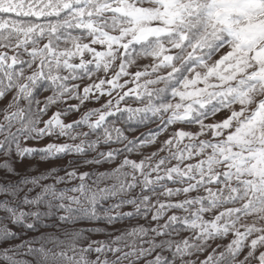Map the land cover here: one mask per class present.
Instances as JSON below:
<instances>
[{"label":"snow or ice","instance_id":"obj_1","mask_svg":"<svg viewBox=\"0 0 264 264\" xmlns=\"http://www.w3.org/2000/svg\"><path fill=\"white\" fill-rule=\"evenodd\" d=\"M93 101L98 108H84ZM33 103L40 115L24 123ZM60 105L86 111L100 140L142 153L124 158L130 171L114 178L119 191L171 182L152 205V228L118 238L117 261L160 264L155 237L182 223L189 234L175 246L180 264H264V0H0V145L14 122L31 133L16 145L20 156L38 150L29 138L75 139ZM122 112L157 131L131 144L107 124ZM79 135V143L42 150L80 151L87 133ZM9 163L8 149L0 151L5 179ZM114 189L81 183L67 200L94 202ZM29 214L37 215L18 218Z\"/></svg>","mask_w":264,"mask_h":264},{"label":"trees","instance_id":"obj_2","mask_svg":"<svg viewBox=\"0 0 264 264\" xmlns=\"http://www.w3.org/2000/svg\"><path fill=\"white\" fill-rule=\"evenodd\" d=\"M47 94L43 93L44 96ZM41 99L39 91H34L33 100ZM94 104L95 101L85 104L84 108L94 109ZM37 107L38 104L33 103L26 109L22 118L24 123L40 115ZM53 108L56 109L52 107L42 119L51 115ZM71 114L76 116L66 120L73 124L70 131L75 139L53 135L39 141L29 138L27 143L46 140L72 145L80 142V132H86L87 135L83 137L85 143L80 151L71 147L63 151H44L42 147L34 146L38 150L20 156L16 152V145L23 144L24 137H30L31 133L29 128L22 127L19 122L12 124V137L0 145V151L8 149L10 162L7 179L6 173L0 170V192L3 193L0 195V201H10L7 206L0 203V264H121L116 260L118 253L113 254L111 251L118 238L135 226L152 228V221L149 219L154 212L152 205L163 199L160 193L163 187L171 182L149 186L137 183L130 190L119 191L114 178L130 171L123 163L126 157L123 153L128 152V157L132 160H139L142 153L139 150L126 151V145L122 141L100 140L102 129L87 127L86 111L69 110L68 115ZM107 124L121 128L128 141L137 145L146 139L150 132L157 131L154 123L143 122L141 116L132 117L126 112L109 116ZM132 132L135 134L132 135ZM93 141H96L95 146H92ZM108 149L115 150L111 158L102 155ZM152 150V147L145 149L146 152ZM82 173L87 174L83 181L80 180ZM98 173H102L99 179L113 176L99 186H115V195L109 193L99 196L94 202L88 199H81L79 203L67 200V196L79 195L72 190L78 189L84 181L88 183V189L95 191L98 186L95 183ZM44 186H48L49 191H45L37 202H24L25 198L32 201ZM144 196L149 197L147 202L143 201ZM62 204H70V210L60 207ZM13 208L17 211L13 212ZM20 211L35 212L37 215L29 214L18 218ZM188 234L186 227L177 223L169 225L162 235L155 237L162 256L160 264H180L179 259L173 255L175 246L182 243ZM76 261L78 263H75ZM138 264H144V260L140 259Z\"/></svg>","mask_w":264,"mask_h":264},{"label":"rangeland","instance_id":"obj_3","mask_svg":"<svg viewBox=\"0 0 264 264\" xmlns=\"http://www.w3.org/2000/svg\"><path fill=\"white\" fill-rule=\"evenodd\" d=\"M143 63H147L148 61H146V60H144V61H142ZM134 70V69H133ZM99 107V104H94V109L95 108H98ZM61 109H63V112H64V114H65V116H66V119H68V117H75L76 116V114H71V115H68V112H69V109H66V108H64L63 107V105L60 107ZM54 109V108H53ZM52 109V110H53ZM54 111H57V108L56 109H54L52 112H54ZM52 114V113H51ZM49 116H51V115H48V116H46V119H48V117ZM209 122H211V121H209ZM117 123V122H116ZM117 124H119V123H117ZM136 132V131H135ZM135 132H132V135H134L135 134ZM138 133V132H137ZM94 136H96V134L94 135ZM50 143H54L53 141H41V142H35V143H32V142H30V144L29 145H33V146H38V147H44V146H46V145H48V144H50ZM55 143H57V142H55ZM127 147V146H126ZM125 147V148H126ZM110 149H108V151H109ZM129 153L127 152V153H123V155H125L126 157H128L129 155H128ZM119 164H120V162H118ZM110 165H111V163H109ZM118 165V164H117ZM122 165V164H121ZM87 167H88V165H87ZM113 168L115 167L114 165L112 166ZM104 174V173H103ZM98 175V178H96V180H95V183L96 184H102L106 179H109L110 177H113V176H109V177H107L106 179H99V175H102V173H98L97 174ZM106 175V174H105ZM84 185L88 188V183L87 182H85L84 181ZM100 187H102V186H100ZM113 195V194H112ZM106 196V195H105ZM104 207H106V206H104ZM112 212H115V211H113L112 210ZM107 216V215H106ZM152 216V215H151ZM150 216V217H151ZM115 217V216H114ZM78 261H79V259H78ZM75 263H78L77 261L75 262Z\"/></svg>","mask_w":264,"mask_h":264}]
</instances>
